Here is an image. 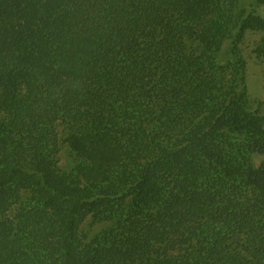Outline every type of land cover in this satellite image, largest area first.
<instances>
[{"label":"trees","instance_id":"trees-1","mask_svg":"<svg viewBox=\"0 0 264 264\" xmlns=\"http://www.w3.org/2000/svg\"><path fill=\"white\" fill-rule=\"evenodd\" d=\"M247 31L264 0H0V264H264Z\"/></svg>","mask_w":264,"mask_h":264},{"label":"rangeland","instance_id":"rangeland-1","mask_svg":"<svg viewBox=\"0 0 264 264\" xmlns=\"http://www.w3.org/2000/svg\"><path fill=\"white\" fill-rule=\"evenodd\" d=\"M264 36L261 31H247L240 45L241 54L245 62V79L248 92V103L251 110L264 109V57L256 51ZM60 143L63 132L58 130ZM264 162V155H255L253 164L258 166ZM72 163L69 149L65 143L60 144L58 166L60 169L68 168ZM89 228V222L83 228Z\"/></svg>","mask_w":264,"mask_h":264}]
</instances>
